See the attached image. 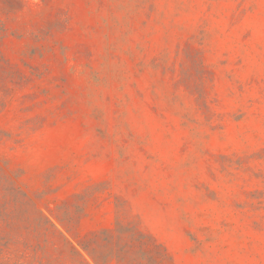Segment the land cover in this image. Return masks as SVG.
<instances>
[{"label": "rangeland", "instance_id": "rangeland-1", "mask_svg": "<svg viewBox=\"0 0 264 264\" xmlns=\"http://www.w3.org/2000/svg\"><path fill=\"white\" fill-rule=\"evenodd\" d=\"M0 264H264V0H0Z\"/></svg>", "mask_w": 264, "mask_h": 264}]
</instances>
